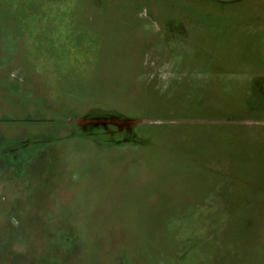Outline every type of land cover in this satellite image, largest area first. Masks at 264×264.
Masks as SVG:
<instances>
[{
  "label": "rangeland",
  "instance_id": "374dc122",
  "mask_svg": "<svg viewBox=\"0 0 264 264\" xmlns=\"http://www.w3.org/2000/svg\"><path fill=\"white\" fill-rule=\"evenodd\" d=\"M87 24L96 41L75 44ZM4 40L55 108L4 96L1 120L67 113L60 98L148 122L129 146L65 143L28 188L2 151L0 264H264V0H0Z\"/></svg>",
  "mask_w": 264,
  "mask_h": 264
},
{
  "label": "flooded vegetation",
  "instance_id": "af4514ba",
  "mask_svg": "<svg viewBox=\"0 0 264 264\" xmlns=\"http://www.w3.org/2000/svg\"><path fill=\"white\" fill-rule=\"evenodd\" d=\"M213 1H216V5L221 8V6H232V5L236 6L243 3L245 0H213ZM142 3L143 2H141L139 7L142 6ZM84 5L85 4H83V6ZM154 15L155 16L153 19L157 23H159L158 22L159 20L161 24H163L162 20L165 18L164 15H161L160 19L158 13H154ZM236 15L239 14L236 13ZM187 16H193V15H187ZM231 16L232 15H230L229 17ZM229 19L230 20L227 21L225 25H223V27L216 30L218 32L219 37H221L222 40H225V36H224L225 31H229L232 28L229 26L232 22L238 21L241 24H248L250 21L249 20L250 16L247 15L237 16V18L232 17ZM166 20L167 23H171V25L174 24L173 21L174 18L168 21L169 19L167 17ZM156 22L155 25L157 26ZM83 29L85 30L81 32L84 33L86 32L87 34H89L90 37H83V34H78L76 37L75 44H78L80 46L87 43L91 45L94 44V41H96L97 38L93 33L98 31L97 27L95 25L87 24V26L84 27ZM241 29H243V27L239 28V30ZM206 30H207L206 27H201V29H197V32L206 31ZM236 33L240 34V32H236ZM249 38L251 37H248V39ZM98 41L102 42L101 39H99ZM240 41H242V38ZM14 45H15V49L13 47L9 49L8 42H6V40H4V42L0 45V97L6 96V98L10 99L11 101H13L14 97H17L18 100L21 101L22 104L21 107L23 109L30 108L31 106H33L32 108H36L35 105L37 104H43V106L44 105L47 106L48 98L46 96H42L41 99L37 100L38 92H42L43 94H46V88L44 89L42 81L38 80V78L35 77L33 79L29 78L24 66L23 69L25 71L24 72L25 76L21 80L20 78L21 73L17 72L18 69H20L21 65L19 67L15 66L18 63L17 61H20L18 59L19 49L17 48L18 47L17 44ZM34 79H37V81ZM32 98L33 99L36 98L35 99L36 101L34 100L33 103H30L28 100ZM58 102L59 103L62 102L61 103L62 108L63 109L68 108L69 111L67 113L59 111V114L54 115V117L45 116L47 111H42L43 113H40V115L33 117L12 119L11 121L9 120L5 121V119L2 120L0 119V129L1 128L12 129L13 134L15 133L20 136L24 135V137H14L10 139L4 137L3 140H9L11 145L5 148L0 147V154L3 155L2 151L5 152V154L1 157V160L5 158L7 165L6 168L10 169L14 173L21 174L20 176H22L25 181L23 185L24 188H28L27 185L29 184V179L26 178L27 172L31 173L32 171H36V166H33V164H35V161L38 159V162H41V158H45L48 155H52V152H54L56 159H60L62 161L64 155L63 148L65 147L64 146L65 143H69L71 141H76L77 143L78 142L89 143L90 145L96 146L98 149L105 148L106 146H108L106 144L100 143L97 140L98 138L96 139L95 137L94 138L84 137L83 139H81L82 137L80 135L74 133L72 129L75 125H73V123H75L76 119H78L80 115L86 111H83L84 109L78 110L76 109V106L70 107L69 105H66L63 99L60 98ZM63 102L65 104H63ZM12 105H14V101L12 102ZM48 106L55 108V106L52 104ZM74 107L76 110L73 109ZM99 108L101 107H98V109ZM95 109L97 108L94 107V105L89 106L87 112ZM43 166L44 165H41L40 168ZM38 185L39 186L35 188L33 187L32 190L35 189V192L40 190L42 191L46 190L45 187L42 186L41 184ZM63 193L65 194V190L63 191ZM59 203L60 202H58L57 204ZM53 219H54L53 216H51V220ZM65 247L69 248V250H67L69 251V253L73 252L76 249V246L73 243L67 244Z\"/></svg>",
  "mask_w": 264,
  "mask_h": 264
},
{
  "label": "water",
  "instance_id": "95a60500",
  "mask_svg": "<svg viewBox=\"0 0 264 264\" xmlns=\"http://www.w3.org/2000/svg\"><path fill=\"white\" fill-rule=\"evenodd\" d=\"M76 122L87 134H90V137H106L112 143L110 145L125 147L140 140V138L136 139V131L146 124L148 119L113 111L90 113L87 116L79 117Z\"/></svg>",
  "mask_w": 264,
  "mask_h": 264
}]
</instances>
